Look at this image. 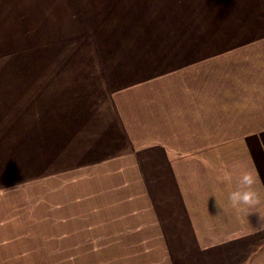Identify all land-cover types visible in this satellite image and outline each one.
<instances>
[{"label": "rangeland", "instance_id": "1", "mask_svg": "<svg viewBox=\"0 0 264 264\" xmlns=\"http://www.w3.org/2000/svg\"><path fill=\"white\" fill-rule=\"evenodd\" d=\"M88 4L0 0V83L21 85L24 106L16 147L22 156L18 167L1 158L0 192L13 207L11 193L21 185L24 212L33 193L34 245L55 246L51 264H64L61 237L70 212L106 207L86 200L143 197L140 163L148 193L172 198L166 208H174L180 191L189 200L218 202L235 190L223 182H235L240 168L263 185L264 197V0H100L92 13ZM94 35L96 49L89 43ZM42 86L56 91L46 92L48 119L49 108L36 109L44 92L34 90ZM62 86L71 89L58 92ZM31 99L34 117L26 119ZM36 119L50 129L34 134ZM133 147L142 156L124 165H101L93 174L79 167ZM208 163L218 172H207ZM228 165L236 168L230 175ZM198 179L214 185L200 188ZM175 181L191 188H159ZM49 232L56 239L47 242ZM22 241L24 261L34 262L25 246L30 238Z\"/></svg>", "mask_w": 264, "mask_h": 264}, {"label": "crops", "instance_id": "2", "mask_svg": "<svg viewBox=\"0 0 264 264\" xmlns=\"http://www.w3.org/2000/svg\"><path fill=\"white\" fill-rule=\"evenodd\" d=\"M87 1L89 4L86 7L91 9L87 8L85 12L92 13L96 10L93 7L97 8L100 5V0ZM77 2L75 4L82 7V4L85 5V2ZM37 11L41 10L34 9V12ZM92 26L95 27L96 25ZM94 38L93 40L89 37V43L92 40L96 49L98 37L94 35ZM1 84L3 83H0V167L2 166L1 158L3 155L7 161H5L7 166L14 164L15 167H18L22 155L17 154L16 147H19L18 141H23L24 132L23 90L19 84L14 86ZM70 89L69 86H62V89L57 91L67 93ZM34 91L44 92L41 97L37 98L39 104L36 109L42 104L49 108L46 113L48 119L49 115L47 114L52 110V102L47 96L49 93L46 92L55 93L56 91L46 86L36 87ZM33 103L32 100L31 108L25 115L26 119H30V117L33 119L34 117ZM115 109L117 111V106ZM33 121L34 134H40L41 131L50 129L49 122L43 123L37 119ZM44 125L48 127H44ZM99 125L101 124L95 123L91 126ZM114 140L116 141V138ZM117 141L120 139L118 138ZM127 142L132 146L130 139H127ZM6 151L11 153L8 154L7 158ZM141 156L135 147L126 148L120 153L110 155L107 159H95L89 161V165L85 163L84 166L79 167L84 172L88 171L93 174L94 170H97L101 165H104L103 168L108 164L124 165L123 159ZM208 164L207 172L210 170L212 173L218 172L215 165ZM196 166L192 160V175L198 177L200 169ZM142 169L143 166L140 163L143 197H137V201L136 198L129 196L106 198L104 195H94L90 200H86V203L90 206L104 205L106 207L103 211H83L82 209L80 212H70L72 214L68 219L69 224L63 226L61 237L64 264H264V197L263 185L259 181L254 180L251 188L259 197L257 207L261 210V219L257 212L248 214L249 210L244 205L233 207L229 197L230 193L218 202L211 201L206 196V202H204L193 199L194 197L189 200L181 195L180 191V196L176 197L177 203L174 208H166L164 206L172 205V198L168 197L165 200L164 196H153L148 193L144 185L150 181L147 182L146 176L142 174ZM234 169L236 168L233 165H228L225 170L226 175H230ZM73 170H71V174ZM201 172L204 170L202 169ZM245 172L247 173L246 169L241 170L240 168L239 176L234 180L235 182H223L225 187L238 189L240 177ZM198 181L202 183L200 188L214 185L213 182L200 179ZM161 184L164 183L161 182ZM184 184L181 181H175L173 186L159 188L170 189V192L175 189L191 188V182H184ZM27 186L33 189V182ZM18 187L15 188L16 196L11 193V198H15L13 207L8 206V202L4 201L0 192V264L55 263L53 258L59 254L55 251V246H47L45 250L34 245V220L39 223V218L34 216L33 193L30 194L29 211L24 212L23 208L26 201L24 198L22 202L19 201L20 190L23 192L24 188L21 185ZM1 188H4V185H0V190ZM5 194L7 196L6 190ZM138 194H141V191H138ZM62 198L67 199V197H60V199ZM189 201H192L191 208L188 204ZM219 202H223V204ZM133 203L149 207L151 212H147L146 207L145 211H132L133 208L129 206H133ZM114 204L120 205L122 208L116 207ZM89 210H96V208L91 207ZM72 215L75 216L72 217ZM75 221L79 222L78 240H75L72 235V232L75 231ZM51 234L49 232L50 237L46 239L47 242L56 239V236L52 237ZM22 237L30 238L31 243H25V246H30L29 252H34V262L24 261L26 256L24 255Z\"/></svg>", "mask_w": 264, "mask_h": 264}, {"label": "clouds", "instance_id": "3", "mask_svg": "<svg viewBox=\"0 0 264 264\" xmlns=\"http://www.w3.org/2000/svg\"><path fill=\"white\" fill-rule=\"evenodd\" d=\"M254 183V180L251 175L244 173L240 177V187L234 191H231L229 194L231 204L233 207H238L244 205L250 212L259 213L261 219V210L257 205L259 204V197L252 190L251 185ZM222 209L223 207L220 206Z\"/></svg>", "mask_w": 264, "mask_h": 264}]
</instances>
